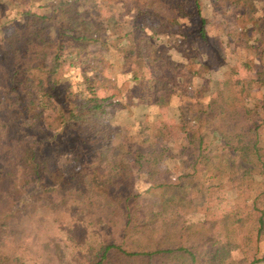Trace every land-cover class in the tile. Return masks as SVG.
Returning a JSON list of instances; mask_svg holds the SVG:
<instances>
[{
	"label": "trees",
	"instance_id": "16d2710c",
	"mask_svg": "<svg viewBox=\"0 0 264 264\" xmlns=\"http://www.w3.org/2000/svg\"><path fill=\"white\" fill-rule=\"evenodd\" d=\"M117 5L131 18L108 27L98 13ZM224 7L243 10L226 22L264 57V0H0V264H264V65L204 99L232 62L209 35ZM108 43L134 81L124 99L175 115L160 134L187 164L177 183L147 141L133 171L113 163L106 99L90 81L65 86L88 46ZM204 178L238 186L242 204L211 222L187 218L181 196L148 202Z\"/></svg>",
	"mask_w": 264,
	"mask_h": 264
},
{
	"label": "rangeland",
	"instance_id": "374dc122",
	"mask_svg": "<svg viewBox=\"0 0 264 264\" xmlns=\"http://www.w3.org/2000/svg\"><path fill=\"white\" fill-rule=\"evenodd\" d=\"M130 9L128 6H109L101 8L98 15L100 14L101 21L106 26L112 27L113 23L120 18L130 19L131 16L127 15ZM226 9V7L220 8L217 14L214 12L210 14L212 25L209 35L212 43H225L224 46L228 48L232 62L231 66L224 69L221 76H219L221 73L217 75L213 82L203 81L205 101L215 98L214 90L217 87L224 89L226 85L234 82L254 83L258 68L264 65V57L258 56V53L251 48V43H255L254 39L251 38L250 41L248 36L238 35L241 34V29L232 27L234 19H230L229 23L226 22L229 18H234L236 14L240 15L243 10L235 7L226 14ZM153 23L159 25L161 20L153 21ZM98 24L99 22H96L95 25ZM81 47L79 46V49ZM120 47H122L120 43H108L106 47L98 44L88 46L86 50L88 52L83 53L76 67H68L64 72L65 86L69 89V93H78L81 87L85 88L86 82L90 81L96 86L98 95L106 99V113L101 120L114 131L111 155L113 163H117L124 171H133L134 153L142 148V141H147L144 144L146 151L154 150L166 159L157 167L162 171L173 169L175 171L173 182L177 183L176 178L187 171V164L175 158L177 155L175 148L178 146H174L169 138L171 136L164 137L160 134V131H166L165 126L175 128L178 125L175 115L168 109H157V107L146 109L144 106H138L136 100L132 101V105L124 99V94L134 88V81L131 75L124 73L122 57L117 52ZM233 51L234 54H232ZM63 167L68 173L72 170L73 163L63 162ZM135 174L133 183L140 188L147 187L146 176H139L137 172ZM166 178L169 180V175ZM178 196L183 197L182 207L186 208L187 218L196 221L207 219L211 222H216L222 215L231 213L236 206L242 204L245 198L242 195V189L237 186L232 190L226 179L208 181L204 178L193 186H183L180 190L169 191L163 195L159 192L148 199V202L158 205L163 200H177ZM87 232L89 236L91 229ZM57 233L55 229L54 235ZM44 235L45 230L41 231L40 237L43 238ZM240 258V252H236L233 260L238 261Z\"/></svg>",
	"mask_w": 264,
	"mask_h": 264
}]
</instances>
